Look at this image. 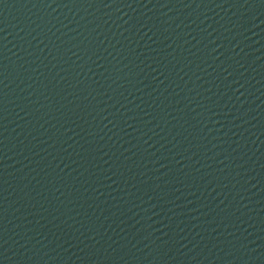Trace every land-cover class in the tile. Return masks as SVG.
I'll return each mask as SVG.
<instances>
[{
	"label": "water",
	"instance_id": "95a60500",
	"mask_svg": "<svg viewBox=\"0 0 264 264\" xmlns=\"http://www.w3.org/2000/svg\"><path fill=\"white\" fill-rule=\"evenodd\" d=\"M0 264H264V0H0Z\"/></svg>",
	"mask_w": 264,
	"mask_h": 264
}]
</instances>
